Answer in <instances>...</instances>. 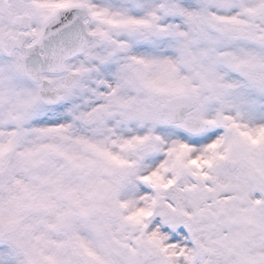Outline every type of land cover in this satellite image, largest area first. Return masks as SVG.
<instances>
[{
  "label": "snow or ice",
  "instance_id": "1",
  "mask_svg": "<svg viewBox=\"0 0 264 264\" xmlns=\"http://www.w3.org/2000/svg\"><path fill=\"white\" fill-rule=\"evenodd\" d=\"M0 264H264V0H0Z\"/></svg>",
  "mask_w": 264,
  "mask_h": 264
}]
</instances>
